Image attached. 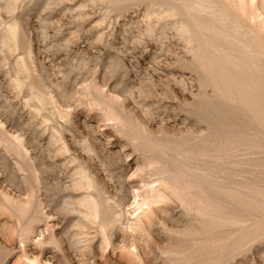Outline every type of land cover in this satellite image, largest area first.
<instances>
[{"label":"rangeland","instance_id":"obj_1","mask_svg":"<svg viewBox=\"0 0 264 264\" xmlns=\"http://www.w3.org/2000/svg\"><path fill=\"white\" fill-rule=\"evenodd\" d=\"M219 1L257 28L264 71V0ZM172 6L0 0V264H186L217 255L215 264H264L263 197L253 209L223 199L229 221L213 227L203 193L179 192L160 174L182 164L172 160L178 151L219 143L222 126L254 127L217 96ZM242 140L216 166L246 197L264 192V142ZM190 165L191 173L214 169L206 186L222 184L219 167ZM155 194L163 198L141 207ZM103 201L119 218L113 230L102 226Z\"/></svg>","mask_w":264,"mask_h":264},{"label":"bare ground","instance_id":"obj_2","mask_svg":"<svg viewBox=\"0 0 264 264\" xmlns=\"http://www.w3.org/2000/svg\"><path fill=\"white\" fill-rule=\"evenodd\" d=\"M169 2L171 3V5H173L171 8L176 10L177 14H179L178 16L183 20L184 26L182 30L188 33L193 41L197 42L198 46H195L196 53L194 52V54L197 55V59L201 63L204 73L208 75V77L211 76V81H213L215 85H217V96L223 101L227 102L229 106H232V112H235V110L237 111V113H235L238 114L236 116H240V120L243 121L244 118H247V121L251 122L249 125L252 124L255 127H252L253 130H255L254 132H252L253 130L251 128L245 130L243 124L242 127L244 129L240 127L241 125L238 126L237 124H240V122L237 124L235 123L236 125H234L233 123V125H231L230 123V126L228 124V127L225 128L222 126L220 128L222 132H216L218 134H215L219 138V143L218 139L214 144L213 142L211 143L209 141V147H212V145L218 146H216V149L215 147H213V149H215V152L209 149L208 143L206 145L204 138V146L203 144H201L202 147H200V145L199 147L195 145L197 147L196 149L188 150L190 149L188 148L182 151H178L173 155V163L177 165V162L181 160V163L183 165H177L176 170L164 168L160 172L161 176L163 175L165 179L169 180L172 184V187H176L179 192H183L184 190L186 191L187 189H189L190 192L195 191L196 193H205L204 195L202 194L201 197H198L200 198V202L202 203L201 205L203 206L202 214L205 215L204 222H207L208 225H211L213 227H217L221 223L224 224V222L229 221V214H227V210H229V207L226 205V203L222 204L225 201L223 199L229 198L233 202L235 201L238 202V204H244L245 208L253 209L256 206L255 201H257L258 197H263L264 199V192L252 188L250 189V191H248L249 194L248 196H246L247 198L243 197L240 189L233 185V187L226 185V182L223 183V180H225L223 176L227 174V171L226 169H224L225 167L220 169L219 166L218 167L220 171L218 170L217 173L221 176L219 175L217 180L222 184L215 183L216 187L210 188L208 187L209 185H206L209 182L211 176L214 175V169L209 166H205L203 168L199 167L197 169H192L194 173L193 171L191 173L188 171V166L193 160L203 159L207 162V164L211 163V165H213L212 167L218 168L216 164L228 159L229 156L232 157L233 155L230 153L232 152L231 149L237 144V142L241 141L242 139H249L256 142L260 140L264 142V87L261 86L260 79L261 77L264 78V71L261 65L263 51L261 50L257 42V37H254V33L257 28H255L254 30L251 25L249 26L248 24H245L244 21L242 22L241 19L237 18L236 15L232 13L219 0H169ZM173 16H175V14ZM261 47L263 46L261 45ZM210 78L207 79L209 80ZM25 83L26 82H24V84ZM37 97H39V100L44 101L45 96L43 97L42 95H40ZM233 113L232 115H234ZM223 136H226L227 138H225V141L223 140ZM197 137L199 136L197 135ZM149 141L150 140H148V142ZM151 144L153 149H157L160 151L166 148V144L164 143L151 141ZM188 146L190 147V145ZM164 151H167V149ZM183 185L185 186V189L181 190V187H184ZM178 187H180L181 189H179ZM154 190L155 188H152L151 191H149L154 192ZM158 196L159 195L155 194L153 196L145 197L141 203V207H143L144 205H149L151 207L154 202H159ZM162 198L163 197L161 196V199ZM78 202L80 203V201ZM82 202L84 203V201ZM100 207L101 214L99 215V217L101 216L103 228L106 231L113 230V228L116 227L117 221H119L118 216L110 212L109 205L105 201L100 203ZM89 214L91 215V213ZM220 241H223V238L218 242ZM223 246L224 245H219L220 250H222ZM206 255L207 254H205V256ZM225 255L226 254H224L223 257H225ZM221 257V255H217V257L215 256L214 258L215 260H209L208 258L203 256L201 258H205V260L208 259V261L199 263L215 264V262L223 259ZM192 258L193 260L195 259L194 257ZM192 258L190 257L183 260H186V264H197L198 260L193 262L191 261ZM187 260H189V262H187Z\"/></svg>","mask_w":264,"mask_h":264}]
</instances>
